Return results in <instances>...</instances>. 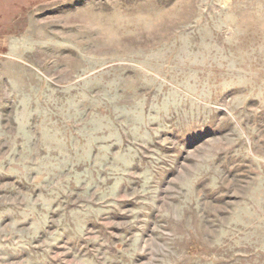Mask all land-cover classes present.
Returning a JSON list of instances; mask_svg holds the SVG:
<instances>
[{
  "label": "rangeland",
  "instance_id": "obj_1",
  "mask_svg": "<svg viewBox=\"0 0 264 264\" xmlns=\"http://www.w3.org/2000/svg\"><path fill=\"white\" fill-rule=\"evenodd\" d=\"M0 264H264V0H0Z\"/></svg>",
  "mask_w": 264,
  "mask_h": 264
}]
</instances>
